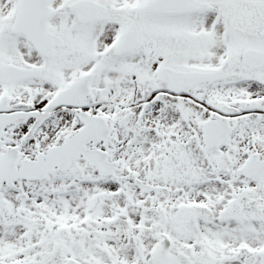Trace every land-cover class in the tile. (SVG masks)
<instances>
[{
	"label": "snow or ice",
	"instance_id": "6c2138e0",
	"mask_svg": "<svg viewBox=\"0 0 264 264\" xmlns=\"http://www.w3.org/2000/svg\"><path fill=\"white\" fill-rule=\"evenodd\" d=\"M0 264H264V0H0Z\"/></svg>",
	"mask_w": 264,
	"mask_h": 264
}]
</instances>
